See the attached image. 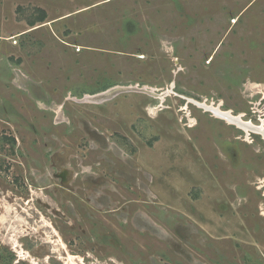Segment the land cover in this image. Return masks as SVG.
Instances as JSON below:
<instances>
[{"label":"rangeland","instance_id":"obj_1","mask_svg":"<svg viewBox=\"0 0 264 264\" xmlns=\"http://www.w3.org/2000/svg\"><path fill=\"white\" fill-rule=\"evenodd\" d=\"M214 109L264 128V0H0V264H264Z\"/></svg>","mask_w":264,"mask_h":264},{"label":"bare ground","instance_id":"obj_2","mask_svg":"<svg viewBox=\"0 0 264 264\" xmlns=\"http://www.w3.org/2000/svg\"><path fill=\"white\" fill-rule=\"evenodd\" d=\"M214 112H215V114L226 119L227 121H230L231 123L237 124V126H239L240 128H242L245 131H252V132L256 131L264 137V128L263 127H254L252 125V123H244V122H242L240 117H234L231 115L230 112H220V111H218V109H214Z\"/></svg>","mask_w":264,"mask_h":264},{"label":"trees","instance_id":"obj_3","mask_svg":"<svg viewBox=\"0 0 264 264\" xmlns=\"http://www.w3.org/2000/svg\"><path fill=\"white\" fill-rule=\"evenodd\" d=\"M45 13L40 11V16L38 17L37 21L42 22L45 19ZM10 256L7 258V256L2 255L1 264H9L10 262Z\"/></svg>","mask_w":264,"mask_h":264},{"label":"flooded vegetation","instance_id":"obj_4","mask_svg":"<svg viewBox=\"0 0 264 264\" xmlns=\"http://www.w3.org/2000/svg\"><path fill=\"white\" fill-rule=\"evenodd\" d=\"M58 175H59L58 173H55V177H56V178H58ZM62 179H64V177H63ZM58 180L60 181L61 179L58 178Z\"/></svg>","mask_w":264,"mask_h":264}]
</instances>
